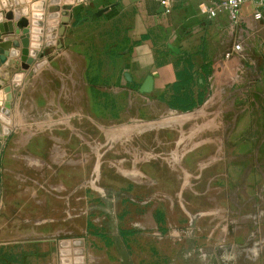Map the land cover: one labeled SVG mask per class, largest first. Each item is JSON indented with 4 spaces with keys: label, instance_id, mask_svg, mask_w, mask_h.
<instances>
[{
    "label": "crops",
    "instance_id": "1",
    "mask_svg": "<svg viewBox=\"0 0 264 264\" xmlns=\"http://www.w3.org/2000/svg\"><path fill=\"white\" fill-rule=\"evenodd\" d=\"M219 1L0 0V23L25 16L30 27L33 14H43L42 39L31 32L30 50L41 47L27 68L20 33L0 36L13 42L0 66V109L10 112L9 124L0 118V136H7L0 140V247L26 245L31 233L46 239L49 232L38 227L62 231L80 169L95 164L96 120L104 116L97 107L104 111L121 97L126 124L118 131L127 135L129 120L197 112L227 87L235 98L255 96L264 74V15L256 18L257 5L247 2L237 19L226 11L213 17L209 9ZM10 11L13 20L5 16ZM97 27L104 35L96 54ZM150 76L152 89L141 91ZM84 150L87 158L80 157Z\"/></svg>",
    "mask_w": 264,
    "mask_h": 264
},
{
    "label": "rangeland",
    "instance_id": "2",
    "mask_svg": "<svg viewBox=\"0 0 264 264\" xmlns=\"http://www.w3.org/2000/svg\"><path fill=\"white\" fill-rule=\"evenodd\" d=\"M259 79L253 97L227 87L197 112L129 120L127 135L118 131L121 97L97 107L95 164L80 169L62 231L38 227L46 239L31 233L26 245L0 247V264H264Z\"/></svg>",
    "mask_w": 264,
    "mask_h": 264
},
{
    "label": "water",
    "instance_id": "3",
    "mask_svg": "<svg viewBox=\"0 0 264 264\" xmlns=\"http://www.w3.org/2000/svg\"><path fill=\"white\" fill-rule=\"evenodd\" d=\"M43 4V3H40ZM40 4L38 6H36L35 10H40L42 11V8L40 6ZM106 9H102L99 10L98 12L93 14V18H96L98 16H100ZM35 17V21H33V25H31L29 27V20L23 16L20 17L16 23H13L12 21L10 22H3L0 23V36H7L10 34H14V33H20L19 34V41L22 45L21 47V60H22V66L23 68H27L35 59V56L38 54L39 52V48L41 47V45L39 43H37V45H35L33 50H30V46H31V32L33 33V36L35 34V39L37 40V42H40L42 37L40 35V33L42 32V29L40 28L42 26V17L43 14L40 12H35L34 14ZM6 18L8 20H13L14 18V14L13 11H10L8 13H6ZM34 38V37H33ZM13 42L9 41V42H3L1 37H0V66L2 65V61L5 60L9 55H10V46ZM152 82H153V78L150 76L148 77V79L146 80L144 86L141 88V91L143 92H149L152 89ZM7 107V106H6ZM1 108L0 109V118L5 121L6 123H10L9 121V117H7L8 115H10V112L7 108ZM7 136H0V140L2 138H5ZM1 145V144H0ZM1 148V147H0Z\"/></svg>",
    "mask_w": 264,
    "mask_h": 264
},
{
    "label": "built area",
    "instance_id": "4",
    "mask_svg": "<svg viewBox=\"0 0 264 264\" xmlns=\"http://www.w3.org/2000/svg\"><path fill=\"white\" fill-rule=\"evenodd\" d=\"M247 2H253L257 5L255 17L262 18L264 15V0H221L213 4L209 9V13L214 17L219 12L226 11L233 19H237L241 8ZM162 4L166 6L167 0H162ZM236 48L240 49V45H237Z\"/></svg>",
    "mask_w": 264,
    "mask_h": 264
},
{
    "label": "trees",
    "instance_id": "5",
    "mask_svg": "<svg viewBox=\"0 0 264 264\" xmlns=\"http://www.w3.org/2000/svg\"><path fill=\"white\" fill-rule=\"evenodd\" d=\"M194 105H195V104L190 103V104L180 105V107L183 108V109H189V108L193 107Z\"/></svg>",
    "mask_w": 264,
    "mask_h": 264
}]
</instances>
